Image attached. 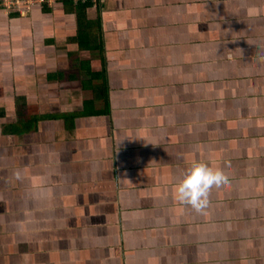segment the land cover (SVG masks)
Segmentation results:
<instances>
[{
    "label": "crops",
    "instance_id": "1",
    "mask_svg": "<svg viewBox=\"0 0 264 264\" xmlns=\"http://www.w3.org/2000/svg\"><path fill=\"white\" fill-rule=\"evenodd\" d=\"M72 6L0 12V264H264V0Z\"/></svg>",
    "mask_w": 264,
    "mask_h": 264
},
{
    "label": "clouds",
    "instance_id": "2",
    "mask_svg": "<svg viewBox=\"0 0 264 264\" xmlns=\"http://www.w3.org/2000/svg\"><path fill=\"white\" fill-rule=\"evenodd\" d=\"M56 3L60 2H55L52 6H40L53 10ZM228 182V177L222 170L213 169L204 162H195L182 173L181 179L175 186V198L179 203L191 207L196 213H203L209 206L210 191Z\"/></svg>",
    "mask_w": 264,
    "mask_h": 264
},
{
    "label": "built area",
    "instance_id": "3",
    "mask_svg": "<svg viewBox=\"0 0 264 264\" xmlns=\"http://www.w3.org/2000/svg\"><path fill=\"white\" fill-rule=\"evenodd\" d=\"M68 1L73 5L89 4L92 9L99 10L103 7L106 0H0V12L11 15L18 14L23 16L29 13L30 9L37 5L52 6L55 2L62 3Z\"/></svg>",
    "mask_w": 264,
    "mask_h": 264
},
{
    "label": "trees",
    "instance_id": "4",
    "mask_svg": "<svg viewBox=\"0 0 264 264\" xmlns=\"http://www.w3.org/2000/svg\"><path fill=\"white\" fill-rule=\"evenodd\" d=\"M62 4L64 5V7H68V6H72L73 4H71L70 2H68V1H63L62 2ZM71 4V5H70ZM89 6V4H79L78 6L80 7V8H82V9H78V11L79 12H81V13H79V15H83V11H85V8H84V6ZM73 7V6H72ZM91 75H93V74H91Z\"/></svg>",
    "mask_w": 264,
    "mask_h": 264
},
{
    "label": "rangeland",
    "instance_id": "5",
    "mask_svg": "<svg viewBox=\"0 0 264 264\" xmlns=\"http://www.w3.org/2000/svg\"><path fill=\"white\" fill-rule=\"evenodd\" d=\"M30 12V11H29ZM28 14V13H27ZM27 14H25L24 16H26Z\"/></svg>",
    "mask_w": 264,
    "mask_h": 264
}]
</instances>
